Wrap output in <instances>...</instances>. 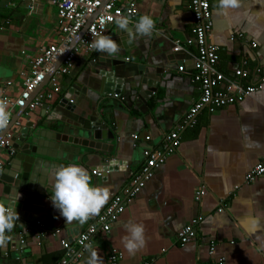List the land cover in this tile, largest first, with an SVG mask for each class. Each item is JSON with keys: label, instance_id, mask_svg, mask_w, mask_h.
<instances>
[{"label": "crops", "instance_id": "1", "mask_svg": "<svg viewBox=\"0 0 264 264\" xmlns=\"http://www.w3.org/2000/svg\"><path fill=\"white\" fill-rule=\"evenodd\" d=\"M190 1L139 0L138 13L131 18L134 21L129 27H134L139 16L149 14L155 21L150 36L137 35L132 28L131 33L124 32L115 24L110 28L108 36L117 40L120 51L125 52L123 61L134 65L125 72L127 78L121 94L103 96L95 91L99 85L94 81L99 74L93 64L108 55L97 51L82 55L76 58L70 73L61 78L63 92L57 100L23 115L22 125L12 128L15 138H20L22 128L32 121L37 130L48 135L41 139L65 146L73 144L50 136L88 138L93 147L79 146L81 151L72 161L64 159L70 155L64 152L62 161L65 165L86 168L91 182L108 188L110 197L99 213L83 224L68 222L51 203L52 174L42 182L31 179L30 188L18 192L23 198V211L11 232L6 233L7 240L0 243V264L60 261L65 254L61 239L74 244L80 232L95 222L110 200L121 194L140 172L145 163L144 150L160 148L165 134L182 123L201 95L192 80L196 46H186L187 52L173 49L175 40L184 42L192 35ZM211 9L213 28L208 40L219 46L217 68L231 76L243 65L250 71L257 65L264 66V0H238V7L229 10L228 15L220 12L218 0H211ZM233 33L242 36L231 40ZM59 38L57 9L48 0H0V95L3 84L9 80L17 82L11 88L17 94L21 87L18 72L28 67L40 48L58 42ZM181 65L184 71L179 70ZM150 66H159L163 78L155 91L147 95V90L141 89L143 80L134 71ZM69 97L73 103L69 100L67 104L65 100ZM103 124L114 138L105 130L95 138L97 128ZM146 135L151 139L146 140ZM34 138L31 135L29 140ZM110 145L109 156H115L116 170L106 171L104 176L101 149ZM11 152L8 148L1 152L6 161L0 174V206L4 207L8 206L4 200L15 198L9 194L10 190L15 193L17 190L12 168L15 153ZM262 157L264 85L239 104L214 112L201 110L197 123L181 132L177 152L155 170L153 178L111 230L93 237L88 249L97 250L100 264H109L114 250L122 254L119 264H141L146 260L157 264H214L221 257L227 264H264V174L251 182L245 181L246 174ZM94 170L101 174H94ZM199 186L205 187L200 202L195 199ZM198 215L203 216L198 226L199 238L182 245L178 232ZM129 219L141 223L145 230V247L133 255L122 244L126 235L123 224ZM56 230L60 232L56 234ZM210 238L217 242L214 254L209 253ZM22 239L25 244H21ZM88 249L77 264H86Z\"/></svg>", "mask_w": 264, "mask_h": 264}, {"label": "built area", "instance_id": "2", "mask_svg": "<svg viewBox=\"0 0 264 264\" xmlns=\"http://www.w3.org/2000/svg\"><path fill=\"white\" fill-rule=\"evenodd\" d=\"M48 2L57 9L59 41L40 48L38 54L30 59L28 67L18 72L21 87L17 94L11 92L16 81H6L2 86L0 104L6 102L8 123L0 128V174L5 169L6 163L1 158V152L9 149L10 143L15 139V132L12 128L22 125L23 115H28L40 107H47L48 104L57 100L63 92L61 78L70 73L76 58L95 52L90 47L91 41L98 35H108L117 16L126 15L130 18L129 21L133 22L131 18L138 13L139 0H48ZM189 8L193 15L192 35L184 42L175 40L173 49L175 52H187L186 46H196L197 53L192 55L194 66L192 80L200 90V98L190 107L182 123L165 134L160 148L144 150L145 163L140 172L134 175L131 183L124 188L121 194L115 195L110 200L96 221L80 232L74 244L67 239H61L65 254L56 264H77L92 245L93 237L99 232L107 234L111 230L113 223L146 183L153 178L155 170L162 166L170 155L177 152L181 144V132L197 123V115L201 110L208 109L209 112H214L227 105L239 104L263 87L264 66L257 65L250 71L243 65L235 69L231 76L217 68L219 46L208 40L213 28L211 0H191ZM241 36L242 33H233L230 38L235 40L236 37ZM253 46L255 47L256 44L254 43ZM61 59V64L48 78L56 63ZM127 60L130 59L127 58ZM179 70L184 71V66L181 65ZM70 102L73 103V100L70 99ZM134 138L138 139V135L135 134ZM145 138L150 140L151 136L146 135ZM93 173L101 174L97 170ZM263 174L264 157L246 174L245 181L251 182ZM204 193V186L196 188V201L200 202ZM219 210L221 211L222 207ZM202 219L203 216L198 215L178 232V240L182 245L199 238L198 226ZM39 225L42 224L39 223ZM59 232L56 230V234ZM21 244H25L24 239L21 240ZM208 244L209 253L214 254L217 246L216 239L210 238ZM121 257L122 254L114 250L109 256V264H119ZM213 262L214 264H227L223 257ZM141 264L157 263L153 260H146Z\"/></svg>", "mask_w": 264, "mask_h": 264}, {"label": "clouds", "instance_id": "3", "mask_svg": "<svg viewBox=\"0 0 264 264\" xmlns=\"http://www.w3.org/2000/svg\"><path fill=\"white\" fill-rule=\"evenodd\" d=\"M238 7V0H218V8L223 15ZM119 30L131 33L129 18L117 16L114 20ZM155 28V21L149 14L139 16L134 24L137 35L150 36ZM90 47L109 56H116L120 51L117 40L108 35H98L91 41ZM6 102L0 104V128L8 123ZM110 191L106 187L94 185L86 168L78 164L58 166L52 173L50 200L66 221H77L81 224L99 213L108 201ZM18 213L14 207L0 206V243L7 240L6 233L11 232ZM126 235L122 237V244L129 255L145 247V230L141 223L129 219L123 224ZM86 264H100L97 250L88 249Z\"/></svg>", "mask_w": 264, "mask_h": 264}, {"label": "water", "instance_id": "4", "mask_svg": "<svg viewBox=\"0 0 264 264\" xmlns=\"http://www.w3.org/2000/svg\"><path fill=\"white\" fill-rule=\"evenodd\" d=\"M131 28L133 31H135L134 27L131 26ZM79 38L80 36L77 38V40ZM124 56L125 52L119 51L116 56L104 55L102 58L94 62V69L98 70L99 74L97 75V79L94 81L99 85L98 89L95 88V91L98 93V95L107 96L116 93L121 94L125 80L127 78L125 72H127L129 69H132V67L134 68L133 64L126 65L125 61H123V59H125ZM61 62L62 59L56 63L48 78L58 68ZM158 67L150 66L149 68L147 67V69L144 68L142 71H140L141 73L139 71H134L138 79L140 78L143 80L141 89H144V92L147 90V95H151L155 91L158 82L161 78H163V73ZM162 67L164 66L162 65ZM160 82L162 83V80ZM143 96L145 97L146 95L143 94ZM69 100L70 97L66 98L65 102L69 104ZM98 121H100V119ZM100 122L103 123L102 120ZM105 124H103V126L100 125L99 128H97L98 132L95 138H99L98 133L102 130L107 131L108 127ZM35 126L36 124L34 122L28 121L25 127L22 128L20 138H15L10 143L9 147L10 151L15 153L14 157L12 158V168L14 169L15 173L14 178H16V182L14 181V185L17 190L16 193L15 190H10L9 194L14 195L15 198L6 199L4 200V203L8 205L7 208L14 207L19 216H21L20 211H23V198L22 196L18 195V192H22V188H30L29 181L31 179L42 182L47 176L45 179L47 180L48 176L53 173L56 167L65 165L62 161L64 158V152H70V155L67 154V158L64 159L72 161L73 159H76L75 155H78L81 151L79 146L87 147L89 145V147H93V144H89V142H87L88 138L85 139L82 137H76L75 135L62 139H60V134H53L52 137L50 136V138H53V140H62L63 143H72L74 146H65L64 144L51 140L46 141L41 139V137L48 135L37 130ZM107 133L110 134V138L115 137L112 131H107ZM31 135H35V138L32 141L29 140ZM76 145L78 146L76 147ZM101 150L103 152L102 154H104V156H102L103 158L101 159L102 175L105 176L106 171L108 173L109 170V172H111L112 169L116 170V166H113L115 164L114 161H116V158L112 155L109 156V153L112 151L111 145ZM33 220L35 219L33 218Z\"/></svg>", "mask_w": 264, "mask_h": 264}]
</instances>
